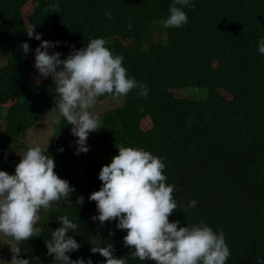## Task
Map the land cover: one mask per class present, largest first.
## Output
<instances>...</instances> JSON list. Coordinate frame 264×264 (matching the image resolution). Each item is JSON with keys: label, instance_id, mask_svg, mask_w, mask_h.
Masks as SVG:
<instances>
[{"label": "trees", "instance_id": "trees-1", "mask_svg": "<svg viewBox=\"0 0 264 264\" xmlns=\"http://www.w3.org/2000/svg\"><path fill=\"white\" fill-rule=\"evenodd\" d=\"M190 2L194 7H183L188 22L165 28L161 21L173 0H0V170L14 174L22 159L15 154L18 145L54 107L52 78L37 83L31 74L41 41L28 37L30 27L42 40L60 42L49 53L60 52L61 59L92 39H105L114 56L124 57L128 77L149 90L144 97L134 88L98 115L100 146L87 144V153L76 155L72 125L54 124V139L43 150L54 158L58 176L74 187L72 204L60 201L44 213L40 231L20 245L21 258L59 264L47 254L45 240L61 226L62 215L78 225L69 233L81 245L67 253L72 260L106 264L91 253L93 239L100 246L112 244L117 258L130 256L133 249L123 241L127 231L118 229L117 221H93L99 213L88 199L102 186L101 168L124 146L163 158L167 183L179 189L173 192L179 206L198 201L184 212L178 206L169 222L186 227L203 221L216 232L222 229L230 249L226 264L264 260V54L258 50L264 0ZM53 3L59 9L46 10ZM25 42L31 49L27 55L21 49ZM111 97L117 96L97 100ZM145 118L151 121L148 128L142 127ZM79 196L83 205L76 203ZM3 245L0 241V249ZM128 264L156 262L129 257Z\"/></svg>", "mask_w": 264, "mask_h": 264}, {"label": "clouds", "instance_id": "clouds-1", "mask_svg": "<svg viewBox=\"0 0 264 264\" xmlns=\"http://www.w3.org/2000/svg\"><path fill=\"white\" fill-rule=\"evenodd\" d=\"M184 6L194 7L190 0H173L169 16L161 21L165 28H180L188 22ZM58 3L48 5L46 10L56 12ZM105 15L112 19V13ZM131 21L128 24L131 30ZM29 38L41 41L35 49V68L40 77L52 78L55 84L53 123L60 125L62 120L72 125L71 134L77 137L76 155L87 153L89 135L101 128L98 116L90 112L97 99L105 94L126 96L134 88L138 95L146 97V84L127 75L122 66L124 57L113 55L106 47L103 38L92 39L80 49L73 48L65 59L60 52L49 53V49L60 42L42 40V35L30 27L26 32ZM21 49L27 55L31 49L25 42ZM258 50L264 54V38L258 43ZM63 151V149H59ZM15 167V174L0 170V234L11 238L12 253L10 264H32L29 259L20 257V245L36 236L40 228L36 225L41 219L40 210L47 212L53 203L65 201L72 204L74 187L54 171V158L40 146L29 148L21 156ZM163 158L154 156L144 149L121 146L110 164L99 172L102 186L88 197L96 202L99 215L93 221H117V228L126 230L123 237L125 247L133 249L130 256H114L112 244L100 246L93 239L90 251L105 258L106 264H128V258L155 261L156 264H226L230 249L223 230L214 231L201 221L199 224L179 227L180 221L169 222V217L178 208L173 192L175 185L167 183ZM77 205H83L84 197L79 196ZM198 201L193 199L187 206H179L182 211L194 208ZM61 224L52 231L51 238L45 240L47 254L54 256L59 264H92L81 257L72 260L67 253L78 251L81 245L69 233L78 225L67 215L57 218ZM114 234V233H110ZM0 264H9L0 261ZM256 264H264L257 258Z\"/></svg>", "mask_w": 264, "mask_h": 264}, {"label": "rangeland", "instance_id": "rangeland-1", "mask_svg": "<svg viewBox=\"0 0 264 264\" xmlns=\"http://www.w3.org/2000/svg\"><path fill=\"white\" fill-rule=\"evenodd\" d=\"M30 10V4L25 5L23 8V13L27 14V12ZM32 64L34 67H32L31 74L32 76L37 80V77L39 76L38 71L35 68V55L31 58ZM51 78V77H49ZM39 80H45L43 77H40ZM226 98H230V94L227 93L226 91L221 92ZM3 101V99H2ZM123 101V96H117V97H111L108 99H102V100H97V103L95 106L90 109V112L93 115H100L103 111H105L107 108L111 106H115L117 104H120ZM55 113L52 112H45L37 124L33 127H31L27 135L24 137L23 142L18 145L16 149V156L18 158H22L21 156L26 152L29 148L35 147V146H40L42 149L46 148L50 142L54 139V133H55V128H54V123H53V117ZM151 126V121L147 118L142 120V127L143 128H148ZM0 127H2V124L0 122ZM76 137V141H77ZM87 144H91L94 146H100V137L98 132H93L89 135ZM15 174V172H14ZM59 206V203H53L51 207H57ZM45 211L40 210L39 215L42 217L44 215ZM37 227H40V221L36 225ZM0 241H4L3 247L0 249V261H8L10 263L12 253L10 250L9 243H11V238L6 237L3 234H0ZM21 248V246H20Z\"/></svg>", "mask_w": 264, "mask_h": 264}]
</instances>
